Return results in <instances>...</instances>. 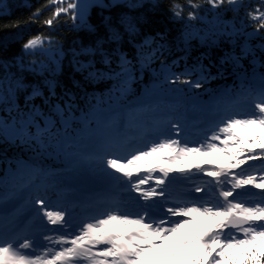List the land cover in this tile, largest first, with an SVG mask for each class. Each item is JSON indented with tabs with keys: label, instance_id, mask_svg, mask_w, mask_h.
Returning a JSON list of instances; mask_svg holds the SVG:
<instances>
[{
	"label": "snow or ice",
	"instance_id": "6c2138e0",
	"mask_svg": "<svg viewBox=\"0 0 264 264\" xmlns=\"http://www.w3.org/2000/svg\"><path fill=\"white\" fill-rule=\"evenodd\" d=\"M30 19L47 33L0 56V264H264V0H47Z\"/></svg>",
	"mask_w": 264,
	"mask_h": 264
},
{
	"label": "trees",
	"instance_id": "16d2710c",
	"mask_svg": "<svg viewBox=\"0 0 264 264\" xmlns=\"http://www.w3.org/2000/svg\"><path fill=\"white\" fill-rule=\"evenodd\" d=\"M176 2L183 3L184 0H176ZM46 3L47 0H9L5 5L0 6V8L3 9L0 11V56L5 53L8 55H19L21 52L20 45L23 43L24 38L38 32L47 33V28L43 26L39 20L46 18L49 15V11H44L39 20L30 19L34 9ZM163 3L167 5L169 0H163ZM166 13L167 9L165 8L157 15V19L163 17L164 22L171 27H179V24L168 20ZM241 15H243V10H241ZM230 17L231 13L229 12L226 14V18ZM17 21H19L18 26L16 24ZM59 31H61L69 41L75 35L67 27H62ZM216 84L217 81L212 82L213 87H215ZM210 158H218V156L217 154L206 156V160ZM221 159V161H223L224 158L221 157ZM2 168L3 164H0V169ZM256 191L259 190L257 189Z\"/></svg>",
	"mask_w": 264,
	"mask_h": 264
},
{
	"label": "rangeland",
	"instance_id": "374dc122",
	"mask_svg": "<svg viewBox=\"0 0 264 264\" xmlns=\"http://www.w3.org/2000/svg\"><path fill=\"white\" fill-rule=\"evenodd\" d=\"M8 1L9 0H0V5L2 3H7ZM2 10L3 9L0 8V11H2ZM196 220L200 224L201 229L207 228L208 226H210L213 223V218H211V217H203V216L197 215ZM182 234H183V232H178L176 234V237H173L172 239L176 242ZM195 247H196L195 244L188 245L187 246V250L190 251V250L194 249ZM155 252L158 253L157 255H159V249L158 248L151 251V253H155ZM160 254L163 255L166 259H169V254L170 253L166 252L164 250V248H161Z\"/></svg>",
	"mask_w": 264,
	"mask_h": 264
}]
</instances>
